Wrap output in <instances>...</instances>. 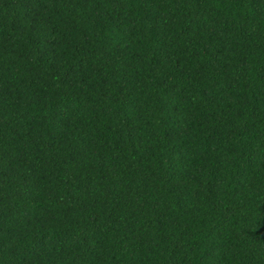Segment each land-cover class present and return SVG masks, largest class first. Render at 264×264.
Returning <instances> with one entry per match:
<instances>
[{
  "label": "trees",
  "instance_id": "trees-1",
  "mask_svg": "<svg viewBox=\"0 0 264 264\" xmlns=\"http://www.w3.org/2000/svg\"><path fill=\"white\" fill-rule=\"evenodd\" d=\"M0 264H264V0H0Z\"/></svg>",
  "mask_w": 264,
  "mask_h": 264
}]
</instances>
